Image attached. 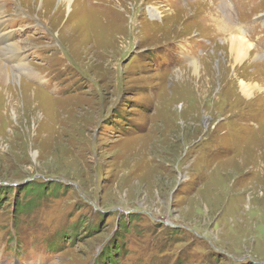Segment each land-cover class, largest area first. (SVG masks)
Wrapping results in <instances>:
<instances>
[{
	"label": "rangeland",
	"instance_id": "1",
	"mask_svg": "<svg viewBox=\"0 0 264 264\" xmlns=\"http://www.w3.org/2000/svg\"><path fill=\"white\" fill-rule=\"evenodd\" d=\"M0 34V264H264V0H0Z\"/></svg>",
	"mask_w": 264,
	"mask_h": 264
},
{
	"label": "bare ground",
	"instance_id": "2",
	"mask_svg": "<svg viewBox=\"0 0 264 264\" xmlns=\"http://www.w3.org/2000/svg\"><path fill=\"white\" fill-rule=\"evenodd\" d=\"M63 1L68 2V3L71 2V0H63ZM3 35L4 34H0V36H3ZM227 39L229 40V43H227V46H228V53L227 54H228V56H230L233 59V62L235 61L236 63H240V62H243L244 60H246L247 57L249 58V56H250L249 54H250V52H252L251 43L250 44L247 43L245 41V39H243V38H241L239 36H233L232 35V36L228 37ZM4 40L6 41L7 38L5 37ZM9 46H12V45H9ZM4 48H7V47L4 46L3 43H2V40H0V49H4ZM18 50H19V48H17V46L16 47L13 46V47H11V50L8 52L9 54H7V55L11 57V61L13 63H15L16 66H23L24 65V63H23V55H20L19 54L20 51H18ZM2 57H3V55H2ZM197 66H198V64L194 63V64L191 65V68L192 69H196V68H198ZM12 73H14V72H12ZM14 76H12V77H14ZM7 78L9 79V73L4 68V66L0 63V80L2 81V80L7 79ZM17 79H19V78L17 77ZM241 88H242V92H243V94L245 96H250L252 94V90L254 88L256 89V86L255 85L250 86V85H248L246 83H241ZM17 89H18L17 87L11 89L12 93L10 92V95H9L12 98L8 101V105L10 104L11 100L14 101V103L10 104V106L12 108H15L17 106V99H18V97L16 96V94L18 95V90ZM33 99L36 100L35 97Z\"/></svg>",
	"mask_w": 264,
	"mask_h": 264
},
{
	"label": "trees",
	"instance_id": "3",
	"mask_svg": "<svg viewBox=\"0 0 264 264\" xmlns=\"http://www.w3.org/2000/svg\"><path fill=\"white\" fill-rule=\"evenodd\" d=\"M48 183V182H47ZM47 183H44V182H41L40 181V183H37V184H34V183H32V185H31V183H28L27 185H26V187H25V189H20V191L22 192V191H25L24 192V194L26 193V192H28V193H33V192H35L36 193V195H37V197L38 198H40V197H42V196H44L46 193H48V192H50V191H48V188H47ZM50 183V182H49ZM57 187V186H56ZM56 187H53L52 188V190H51V192H54L53 190H56V191H58V189H56ZM58 188H59V186H58ZM55 191V192H56ZM50 192V193H51ZM27 208H29V207H25V209H27ZM7 237L8 238H16L17 237V235L16 234H12L10 231H8V233H7ZM58 240V239H57ZM17 244V243H16ZM19 246H20V244H19ZM19 246H18V244H17V246H16V248L18 249L19 248ZM47 247L48 248H50L51 250H56V248H58V249H60V250H66V249H64V247L65 248H67L68 246H66V245H58L56 248H52V247H50L49 245H47ZM102 249V248H101ZM103 250V249H102ZM95 257V256H94ZM93 257V258H94ZM100 257H96L95 259H99ZM95 259H93V261H92V264H94V260ZM118 260H119V258H117L116 260H114V262H113V264H118ZM105 261H106V259H105ZM108 262H110V260H107V263Z\"/></svg>",
	"mask_w": 264,
	"mask_h": 264
}]
</instances>
